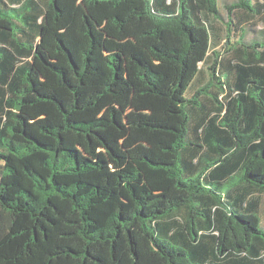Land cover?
<instances>
[{"label": "trees", "instance_id": "16d2710c", "mask_svg": "<svg viewBox=\"0 0 264 264\" xmlns=\"http://www.w3.org/2000/svg\"><path fill=\"white\" fill-rule=\"evenodd\" d=\"M77 1L0 0V264H264V48L192 90L219 0Z\"/></svg>", "mask_w": 264, "mask_h": 264}, {"label": "crops", "instance_id": "0c3cea01", "mask_svg": "<svg viewBox=\"0 0 264 264\" xmlns=\"http://www.w3.org/2000/svg\"><path fill=\"white\" fill-rule=\"evenodd\" d=\"M235 2L236 0H219L220 16L206 19L210 34V45L204 61L199 63V71L192 81V90L207 82V66L203 64H211L215 59V53H222L223 55L225 49L231 50L238 47L237 45H241V43L258 44L260 47L258 50L264 48V0H250L257 14L235 9L228 17L225 7ZM227 24H229L228 33ZM232 54L233 52L228 56L230 59H232ZM231 64H234L233 60ZM260 206L261 217H263L262 212L264 213V209L262 210V207L264 208V199H261Z\"/></svg>", "mask_w": 264, "mask_h": 264}, {"label": "rangeland", "instance_id": "374dc122", "mask_svg": "<svg viewBox=\"0 0 264 264\" xmlns=\"http://www.w3.org/2000/svg\"><path fill=\"white\" fill-rule=\"evenodd\" d=\"M84 3H85V0H78L77 1V11L74 13V15H75V20L73 22L74 25L76 24V20L78 19V16L80 15V10L83 9L82 6H84ZM57 36H61L62 38L66 39L69 44H72V45H74V40H75V44H76L74 29H73V36H72L70 30L58 31ZM50 38H51V40L54 41L52 34H50ZM47 44H49V39H47ZM41 80L47 84L49 82V80L45 79V77H43V76H41ZM48 105L49 104H47V103H43L39 107L27 109L26 111H24V114L28 116L30 123H33L35 120H37L39 118H45L47 116L46 111H47ZM41 110H43V112H41ZM38 111H40V113ZM261 199H264V197H261ZM263 209L264 208L262 207V210ZM262 215H263V217H262V220H263L264 219V213L263 212H262Z\"/></svg>", "mask_w": 264, "mask_h": 264}]
</instances>
